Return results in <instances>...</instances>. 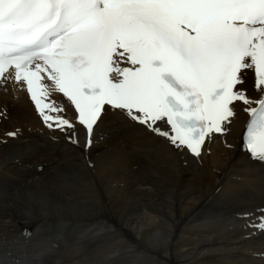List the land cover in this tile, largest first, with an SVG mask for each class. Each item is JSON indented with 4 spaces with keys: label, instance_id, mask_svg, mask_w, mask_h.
<instances>
[{
    "label": "bare ground",
    "instance_id": "bare-ground-1",
    "mask_svg": "<svg viewBox=\"0 0 264 264\" xmlns=\"http://www.w3.org/2000/svg\"><path fill=\"white\" fill-rule=\"evenodd\" d=\"M42 83L50 91L46 101L62 106L58 115L74 128L47 127L23 83H8L7 91L0 88L4 232L18 226L15 220L58 217L66 228L79 219L81 224L71 226L73 249L62 252L65 264H251L242 253L264 264V230L246 227L259 223L257 209L264 208V162L250 160L242 147L248 105L232 104L230 123L223 132L209 135L199 156L176 149L142 125L122 122L112 111L102 113L92 130L93 143L85 149L86 129L71 104L52 81L45 78ZM243 87L249 98H259L250 71ZM157 124L162 131L170 130L163 121ZM72 131L78 145L65 140ZM245 213L253 215L246 218ZM178 228H183L180 234L191 230L199 238L177 244L178 252L172 254L168 247ZM8 236L0 235V264L43 262L22 250L20 242L3 245ZM187 244L189 249L182 248Z\"/></svg>",
    "mask_w": 264,
    "mask_h": 264
},
{
    "label": "snow or ice",
    "instance_id": "snow-or-ice-1",
    "mask_svg": "<svg viewBox=\"0 0 264 264\" xmlns=\"http://www.w3.org/2000/svg\"><path fill=\"white\" fill-rule=\"evenodd\" d=\"M249 71L259 98L243 87ZM45 78L75 106L85 149L112 111L199 156L241 101L246 148L264 162V0H0V88L23 83L47 127L73 129L44 102ZM257 212L246 227L264 230Z\"/></svg>",
    "mask_w": 264,
    "mask_h": 264
},
{
    "label": "rangeland",
    "instance_id": "rangeland-1",
    "mask_svg": "<svg viewBox=\"0 0 264 264\" xmlns=\"http://www.w3.org/2000/svg\"><path fill=\"white\" fill-rule=\"evenodd\" d=\"M80 131H82V130H80ZM68 133V132H67ZM68 136L65 134V140H66V138H67ZM82 141H84V135H83V139H82ZM177 214V213H176ZM195 216H196V214H195ZM176 217H178V220L177 221H180L179 220V216H177L176 215ZM191 217H194V214L191 216ZM41 218V219H40ZM42 218L43 217H40L39 216V219H38V217H34V219L32 218V219H25V220H21V221H19V220H15V221H13V225H15V223L17 224V223H19L18 224V226L17 227H13L12 229H10V231H6L5 230V232H4V226H2V224L0 223V229H2V230H0V235L2 234V236H4V235H6V237L8 236L9 238L8 239H6V240H4L2 243H3V245H14V246H18V243L20 242V244L22 245L23 244V246H24V248H23V246L22 247H20L22 250H26L28 253H30V254H35V256H36V259H40V260H43V262H41V264H60V261H61V263L62 264H65V262H67V259H66V257H63V259H61L62 258V255H63V253L65 252L66 253V250H67V248H68V250L69 249H73V247L71 246V241H72V239H73V236L75 235V230H71L72 229V224H81V222L80 221H78L77 220V222L78 223H76V222H73L71 225L69 224H67V229L64 227V226H62V224L60 223L61 221H62V219H60V218H58V217H56V218H48V217H44V218H46V219H44V221L42 220ZM9 220V219H8ZM7 220V221H8ZM39 220H40V222H39ZM49 220V221H48ZM51 220H53V221H51ZM25 223H24V222ZM28 221V222H27ZM43 221V222H42ZM54 221L56 222V223H54ZM76 221V220H75ZM26 222H27V224H26ZM34 222V223H33ZM65 223V225H66V221L64 222ZM25 226H24V225ZM37 224H38V226H37ZM40 224V225H39ZM46 224V225H45ZM49 224H50V226H49ZM44 225V226H43ZM48 225V226H47ZM56 225V226H55ZM22 226V227H21ZM41 226V227H40ZM2 227V228H1ZM38 227H40V228H38ZM49 227V228H48ZM17 228V229H16ZM19 228V229H18ZM114 228V227H113ZM184 228H186V226H184ZM16 229V230H15ZM41 229V230H40ZM52 229V230H51ZM67 231H66V230ZM183 228H178L177 230H176V234H174L173 236H172V244H170V246L168 247V250H171V252H172V254L173 253H177L178 251H176L175 249L177 248V244H181V243H193V241H191V240H193L194 239V241H196V239L197 238H199V236H193V235H190V233L192 232L191 230L189 231V232H186V233H183V234H180L181 233V230H182ZM19 230V231H18ZM40 230V231H39ZM45 230H47V231H45ZM115 230V229H114ZM44 231V232H43ZM39 232H40V234H39ZM42 232V233H41ZM5 233V234H4ZM53 233V234H52ZM68 233V234H67ZM71 233V234H70ZM11 234V235H10ZM58 234H60V235H58ZM155 234H158V232L157 233H155ZM50 235V236H49ZM58 235V236H57ZM69 235V236H68ZM70 235H72V236H70ZM186 235V238H185V240L187 241H183V242H181L183 239H182V237L183 236H185ZM190 235V236H189ZM198 235V234H197ZM61 236V237H60ZM153 236V235H152ZM180 236H181V238H180ZM45 237V238H44ZM59 237V238H58ZM124 237V236H123ZM125 237H126V235H125ZM55 238V239H54ZM22 239V240H21ZM44 241H43V240ZM46 239H47V241H46ZM127 239H129V237H127ZM42 240V241H41ZM55 240V241H54ZM178 240H180V241H178ZM18 241V242H17ZM49 241V242H48ZM52 241H53V243H52ZM178 241V242H177ZM27 242V243H26ZM68 242V243H67ZM151 242V241H150ZM51 243V244H50ZM17 244V245H16ZM46 244V245H45ZM50 244V245H49ZM26 245V246H25ZM45 245V246H44ZM66 245H67V247H66ZM189 245V246H188ZM106 246V245H105ZM164 246V245H163ZM176 246V247H175ZM187 246V247H186ZM184 245V246H182V248H184V249H189V247H190V244H187V245ZM34 247V248H33ZM36 247V248H35ZM48 247V248H47ZM50 247H51V250H50ZM15 249H16V247H14ZM20 248H18V249H16V250H18V251H22ZM60 248V249H59ZM175 248V249H174ZM37 249V250H36ZM40 249V250H39ZM43 249V250H42ZM61 249H62V251H61ZM65 251H64V250ZM31 252H30V251ZM48 250V251H47ZM159 250H160V248H159ZM57 251V252H56ZM74 251V250H73ZM161 252H162V254H164V251L163 250H160ZM263 251H264V249H263ZM4 252V251H3ZM36 252V253H35ZM63 252V253H62ZM160 252V253H161ZM1 253V252H0ZM27 253V254H28ZM39 253V254H38ZM45 254V256H44V254ZM37 254V255H36ZM41 254H43V255H41ZM242 254H245V255H247V256H245V257H243L242 259L244 260L245 259V261H249V262H251V264H256V261L254 260V258L251 256L252 254L251 253H242ZM57 255V256H56ZM42 256V257H41ZM176 256V255H175ZM49 257V258H48ZM53 257H55V258H53ZM174 257V256H173ZM250 257V258H249ZM57 259H58V261H57ZM47 260V261H46ZM52 260H54V261H52ZM66 260V261H65ZM105 260L107 261L108 259L107 258H105ZM145 260L147 261V259L145 258ZM45 261V262H44ZM53 262V263H52ZM55 262V263H54ZM56 262H58V263H56ZM254 262V263H253ZM68 263V262H67ZM163 263H165V264H169V263H167V262H165V261H163ZM170 264H173V263H170ZM175 264V263H174ZM231 264V263H230ZM234 264H239V262H235Z\"/></svg>",
    "mask_w": 264,
    "mask_h": 264
}]
</instances>
